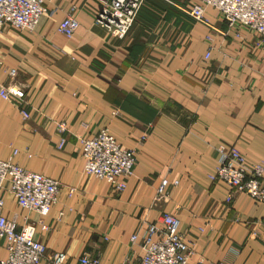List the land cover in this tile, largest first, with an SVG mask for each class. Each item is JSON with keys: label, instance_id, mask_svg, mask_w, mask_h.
<instances>
[{"label": "crops", "instance_id": "obj_1", "mask_svg": "<svg viewBox=\"0 0 264 264\" xmlns=\"http://www.w3.org/2000/svg\"><path fill=\"white\" fill-rule=\"evenodd\" d=\"M193 3L146 0L123 39L96 22L94 0H49L55 12L35 31H0V81L25 90L31 115L24 120L0 98V160L60 185L47 216L20 207L8 185L0 199L8 220L36 227L48 256L139 264L140 241L131 246L129 237L165 212L179 220L189 264H264V203L236 193L227 204L232 189L210 179L222 145L264 162V43L247 29L240 39L224 35L228 27L213 8L206 16L217 31L195 22L186 13ZM71 4L80 28L69 39L58 27ZM56 122L68 131L61 134ZM102 129L137 154L121 193L84 171L80 139ZM163 180L168 197L157 201ZM7 257L0 239V260Z\"/></svg>", "mask_w": 264, "mask_h": 264}, {"label": "built area", "instance_id": "obj_2", "mask_svg": "<svg viewBox=\"0 0 264 264\" xmlns=\"http://www.w3.org/2000/svg\"><path fill=\"white\" fill-rule=\"evenodd\" d=\"M49 0H0V31L10 26L20 31L36 30L41 19L52 16L49 11ZM51 1V0H50ZM65 1V0H64ZM99 10L96 22L104 27L112 36L123 39L134 26L138 14L146 0H94ZM218 11L222 21L228 27L226 36L241 38V30H249L264 43V0H194L186 13L197 23L217 29L211 25L206 16V9ZM78 6L71 4L65 12V18L58 27L59 33L71 39L80 28L76 17ZM211 51L207 53V58ZM1 68V63H0ZM16 70L8 73L14 80ZM0 98L15 104L24 120L31 115L27 111L25 90L16 84H5L0 81ZM61 134L68 131L65 122H56ZM81 152L85 159V173L107 181L115 193L125 190L122 178L134 174L137 154L134 150H126L109 132L102 129L91 138H81ZM65 144L61 139L59 148ZM219 162L214 174L210 175L213 183L227 184L232 193L226 203L232 201L234 194L245 193L253 200L264 203V162L249 163L240 149L233 145H222L218 149ZM17 152H14V156ZM177 185V183H175ZM8 185L9 192L17 204L40 216H47L57 203L60 191L59 182L45 175L28 171L16 164L12 159L0 160V189ZM167 181L163 180L157 187L156 200L166 199ZM49 227L42 226L46 231ZM204 232V228L200 229ZM35 226L19 228L15 221L8 220L4 215V201L0 199V239H3L8 257L0 260V264H65V254L61 252L47 255L46 245L36 238ZM140 241L141 259L139 264H189L191 250L189 243L179 232V220L170 213H162L145 231L130 235L129 242L134 246ZM81 264H100L99 256L83 255Z\"/></svg>", "mask_w": 264, "mask_h": 264}]
</instances>
